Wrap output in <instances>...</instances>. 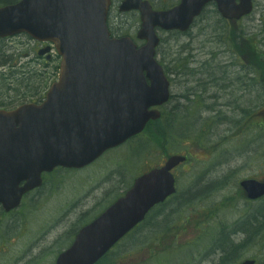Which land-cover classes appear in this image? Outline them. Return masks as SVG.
Listing matches in <instances>:
<instances>
[{
  "label": "rangeland",
  "instance_id": "1",
  "mask_svg": "<svg viewBox=\"0 0 264 264\" xmlns=\"http://www.w3.org/2000/svg\"><path fill=\"white\" fill-rule=\"evenodd\" d=\"M151 1L156 8L178 2ZM120 3L113 0L110 30L117 36L131 35L139 45L144 44L136 37L141 26L139 12H120ZM158 34L161 44L157 59L173 80L172 93L187 97L178 101L182 107L173 116V101L169 102L159 120L97 162L80 169H60L49 176L41 192L29 197L39 200L37 211L29 207L20 217L0 215V264H54L57 251L69 238H59L58 244L48 246L44 235L52 237L63 230L52 226L66 203L115 200L137 176L172 154L188 155L189 160L186 168L177 170V193L170 202L174 210L163 227L166 232L154 237L142 231L128 236V261H124L130 264V259L137 256L134 264H219L228 251L221 237L225 229L230 243L244 244L235 264L247 258L264 263V200L250 203L240 186L245 178H264V94L259 96L254 88L249 95L256 94V103L244 106L251 98L245 95L239 98L235 110L222 107L220 122L203 124V115L213 112L216 101L224 105L240 96L241 89L246 91L240 83L243 80L238 90L220 91L210 83L217 84V64L229 62L232 53H264V0H255L254 11L235 28L225 24L216 7L210 5L190 31L159 30ZM39 48L25 36L0 40V93L13 96L14 90L23 93L32 88L41 92L58 78L60 57L55 51L51 60L38 56ZM228 68L229 72H240L239 67ZM227 82L232 83L229 79ZM204 88L207 97L203 109ZM212 94L223 97L215 99ZM21 102L17 100L15 105ZM211 104L214 107L208 109ZM247 219L251 225L245 223ZM148 225L143 227L145 231ZM249 236L254 239L247 242ZM130 246L140 249L133 251Z\"/></svg>",
  "mask_w": 264,
  "mask_h": 264
},
{
  "label": "water",
  "instance_id": "2",
  "mask_svg": "<svg viewBox=\"0 0 264 264\" xmlns=\"http://www.w3.org/2000/svg\"><path fill=\"white\" fill-rule=\"evenodd\" d=\"M211 1L231 21L253 10V0H181L168 10H155L146 0H122L120 11H140L137 36L146 39L141 47L129 36H111V0H20L0 6L1 37L26 32L53 42L62 56L59 80L42 104L0 111V204L7 210L15 207L24 193L42 183L44 171L58 165L84 167L160 117L149 107L168 101L170 92L155 59L160 42L156 28L187 31ZM186 160L172 155L162 168L138 177L124 197L81 230L57 264L97 261L151 207L176 191L172 169ZM241 186L249 199L264 195L263 181L245 179ZM255 263L248 258L239 264Z\"/></svg>",
  "mask_w": 264,
  "mask_h": 264
},
{
  "label": "flooded vegetation",
  "instance_id": "3",
  "mask_svg": "<svg viewBox=\"0 0 264 264\" xmlns=\"http://www.w3.org/2000/svg\"><path fill=\"white\" fill-rule=\"evenodd\" d=\"M238 24V23H237ZM9 39V38H6ZM37 43V42H36ZM39 47H42L44 43H37ZM251 48V47H250ZM219 65V70L217 74V84L216 83H210L211 88L217 89V90H223V88L226 89H237L239 88V84H242V87H246V91L244 89L240 90V96L234 98L232 97L230 100L226 101L224 105L219 104L217 101L215 104H217V107L214 108L213 112L209 114L208 116L203 115V124H206L207 122H220L223 118V110L222 107L226 106L232 110H235L234 107L237 108L238 100L239 98H244L245 95L250 96L249 93L254 90L255 93L257 91V94L259 96H263L264 94V53L263 52H257L255 50H248L247 53H232V59L229 62H221ZM230 66L233 67H239L240 72L233 71L229 72L231 69L228 68ZM202 70H203V61H202ZM229 70V71H228ZM10 79V78H9ZM228 79L232 81V83L229 84ZM243 80V81H242ZM242 81V82H240ZM173 80H171V83ZM240 82V83H239ZM237 83V84H236ZM239 83V84H238ZM48 88H44L43 91L39 92L40 90L34 91V95L31 94V91H24L23 93H16V90L13 91V96L11 94L3 95V92L0 93V109H7L11 110L19 105H22L26 102H35L37 104L42 103V101L46 97ZM207 89L204 88L203 90V109L206 108L204 105L205 99L207 97V94L205 95V91ZM184 94H175L171 92V101L173 104V107L171 108L173 116L176 114L177 108L180 106L182 107V103H179L178 101H183L187 99V97H183ZM211 97L218 99L222 98V94L219 95H210ZM251 98H248L245 100L244 106H249L254 103H256V94L255 97L250 96ZM17 100H21L22 102L15 105ZM171 104V105H172ZM214 105L207 106L208 109L213 108ZM233 113V112H232ZM164 163L155 166V167H162ZM153 167V168H155ZM186 168V163L181 164L173 169V174L175 178L177 179V170L180 168ZM65 169L64 167H56L54 170L50 172H44L42 174L43 182L42 185L39 187H36L32 189L31 191L27 192L25 195H23L22 200H20V203L17 207L12 208L10 210H6L2 205H0V215L1 217H12L17 216L20 217L22 214V211L24 208L29 207H35L33 211H37L36 208H38V201L39 200H30L29 197H31V194L33 193H39L46 185V179L49 176H52L57 173L58 170ZM260 181H264V178H255ZM23 184V183H22ZM125 194V193H123ZM123 194L118 196L115 200H93V202H81L80 200H76L73 202H68L65 204V207L59 212V217L56 220V223L54 226H52V229L60 226L63 227L64 231L67 227L71 228V230H66L64 232L58 233V235H54L52 237L48 236V233L44 235V238H46V241L50 242L48 246L56 245L58 244V239L62 238V240H65V238H69L66 242L63 241V246L57 251V254L55 256L54 264H57L58 258L62 252L69 249L72 244L76 241L78 234L81 232V230L94 221H96L99 217H101L116 201L119 197H121ZM38 198V197H36ZM173 196L166 199L164 202L159 203L151 208V210L147 213L145 219L136 225L129 233L124 235L122 238H120L118 241H116L107 251L106 253L101 256L94 264H127V244L126 240L128 236H132L134 232H148L149 236H155L158 235L160 232L165 233L166 230L163 228L164 225H166V222L169 221V217L173 212V208L170 207V202L172 201ZM262 201L264 200V196L258 199H255L253 201H250V203H255L256 201ZM0 217V218H1ZM148 225V228H146V231L144 230V226ZM199 240H203V234L198 236ZM68 246H66V244ZM125 241V244L123 242ZM133 251H137L140 249L139 247H133ZM143 250V249H142ZM141 250V251H142ZM126 260V261H124ZM130 264H134L133 261L137 260V256L130 259Z\"/></svg>",
  "mask_w": 264,
  "mask_h": 264
},
{
  "label": "trees",
  "instance_id": "4",
  "mask_svg": "<svg viewBox=\"0 0 264 264\" xmlns=\"http://www.w3.org/2000/svg\"><path fill=\"white\" fill-rule=\"evenodd\" d=\"M15 1H17V0H0V4H9V3H12V2H15ZM163 137H168V136L163 135ZM245 223L247 225H251L249 219H247L245 221ZM221 237L223 239L222 240L223 244H224L223 247H224L225 251H227V250L228 251H227V253H225L224 257L222 258V260L220 261L219 264H235L234 262L238 259V255L240 254L239 250L244 244L235 245V244L230 243L228 241V233H227V231L225 229L222 231ZM252 239H254V238H252V236H249L247 242H249ZM262 264H264V263H262Z\"/></svg>",
  "mask_w": 264,
  "mask_h": 264
},
{
  "label": "bare ground",
  "instance_id": "5",
  "mask_svg": "<svg viewBox=\"0 0 264 264\" xmlns=\"http://www.w3.org/2000/svg\"><path fill=\"white\" fill-rule=\"evenodd\" d=\"M18 1H20V0H17V1H15V2H12L11 4L16 3V2H18ZM111 6H112V2L110 3L109 11H110V9H111ZM120 12H128V11H120ZM112 34H113V33H112ZM113 35H114V37H118V38L129 36V35L117 36V35H115V34H113Z\"/></svg>",
  "mask_w": 264,
  "mask_h": 264
}]
</instances>
